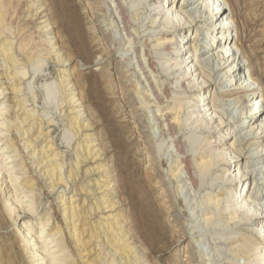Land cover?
I'll return each mask as SVG.
<instances>
[{
  "label": "rangeland",
  "instance_id": "374dc122",
  "mask_svg": "<svg viewBox=\"0 0 264 264\" xmlns=\"http://www.w3.org/2000/svg\"><path fill=\"white\" fill-rule=\"evenodd\" d=\"M126 1L140 14L131 24L149 42L166 99L139 92L133 74L111 54H94L98 0H0V264H263L264 211L249 208L245 196L264 197V180L248 172L263 166L253 153L264 148L257 140L236 142L233 125L247 122L244 132L260 134L250 122L258 108L246 107L264 98V0H232L233 14L222 6L235 23L236 46L244 49L237 66L258 83L255 94L242 90L235 121L227 108H217L216 116L188 108L203 96L218 107L230 104L219 87L237 79L233 60L221 86L214 85L213 61L195 66L210 83L201 91L198 74L180 77L182 87L176 83L165 67L169 56L156 47L176 42L174 54L185 46L182 58H173L186 59L182 73L193 69L187 59L194 52L201 57L213 44L219 52L215 14L202 8L208 0L173 3L176 11L194 4L200 30L152 25L148 1L165 0ZM125 47L113 43L119 60ZM212 60L223 63L217 55ZM171 137H181L182 146L169 160ZM177 157L201 164L192 166L198 191L188 198L173 180ZM234 193L243 196L231 199Z\"/></svg>",
  "mask_w": 264,
  "mask_h": 264
},
{
  "label": "bare ground",
  "instance_id": "6f19581e",
  "mask_svg": "<svg viewBox=\"0 0 264 264\" xmlns=\"http://www.w3.org/2000/svg\"><path fill=\"white\" fill-rule=\"evenodd\" d=\"M98 1L99 2L96 5H94V10H95L94 11L95 13L94 14V25H95V30L98 34L97 36L98 40L94 38V54L96 53L97 55H100V56L105 55V52L108 54H111L113 58H115V61H117L122 66L123 71L126 74L128 73L133 74L134 80L136 81L134 82L136 83L135 87L137 88V90H140L139 92L141 93L144 92L145 94H147L146 92L149 89L151 94H147V95H150V98L151 96L154 95L153 98L154 99L156 98L157 101L159 100V98L161 99V96H163V98L165 97L166 99V96L168 95L167 86L165 83L161 82L162 78L157 76V67L155 66L152 60V57L150 55V52H149V49H150L149 42L144 37L143 38L141 37L139 39V32L136 26L131 24V21H133L134 23L139 21L140 14L131 12L130 7L128 6V3L126 0H98ZM175 1L176 0H171L169 3V0H165L163 3L155 2L153 4H150L148 1L146 8H145L147 19L152 21V25H156L159 23V25L162 26L163 24H165L167 27H169V29H177L184 24H186L187 26L186 28H196L197 27L198 30L202 29L201 26L199 27L200 22L196 24L194 23V21L200 17V12L198 9H196L195 10L196 12L193 13L195 5L193 4L187 7H180L179 11H176L175 5L173 4ZM221 2L223 3L221 4ZM222 6H227L228 9L231 10L232 14L235 11V4L233 3L232 0H208L205 3V5L202 6V8L205 7V9H207L206 10L207 15H210V13L215 14V17L212 18V22L215 21V24L217 25L216 28L219 33L214 34L212 39L217 41V43L219 44L220 51L217 53L216 52L214 53V50H217V48H215L213 44L211 45L210 51L204 53L203 55H201V57H198L196 55V52H194L193 55L191 56L194 58L190 59L191 57H189L187 59V60H191L190 62H194V64L192 65L194 70L192 69L190 72L186 71L182 73L183 65L184 63H186L185 61L186 59H183V60L177 59L178 57L179 58L181 57L179 55L181 53L180 51L182 48L184 51H187V48L183 46L182 44L177 45V48H179V50L176 49L175 50L176 53L174 54L170 52V48L172 46L175 47L176 42L171 41L167 44H156V47L163 49L164 52L167 53V56H169V59L168 60L166 59L167 66L165 67H167L166 68L167 70H172L171 71L172 73H170L169 76H174V81H176V83H180L182 87L184 86V83H182V81L181 82L179 81L180 77L183 79V81L184 80L189 81L193 75L198 74L199 76L198 80L200 79L202 80V82L200 83L202 84L201 91H202V88L203 90L208 89L210 83L207 80V76L205 75L203 67L200 66L199 69H195V66H197L200 62L206 64V66H209L210 65L209 63L213 61V69L215 70V76H216L214 85L221 86L222 85L221 82L224 79V76L222 74L223 68L226 63L233 60L234 66L236 67L231 70V74L232 75L237 74V79L234 81V83H230V85L226 86L225 88L219 87V90H221L222 92V96L225 98H229L227 102H230V104H228L227 106L218 107V106H215L210 101H208V99H206L205 96H203V99H205L204 102L201 101L197 105L193 103L188 108H194L196 110L199 109V114H202V112H206V111L207 112L213 111L211 115L214 114L215 116L217 115V112H218L217 108H222V109L227 108L225 111L230 115L231 120L235 121L236 118L238 117V110H236L237 108L236 102L241 97L240 94L242 90H246L247 92L254 93V89H255L254 86L258 85V83L255 80H252L250 76H248V78L246 79L245 77L243 78L242 67L237 66V61H236L237 56L239 55V53L243 55L244 49L241 46H236V43L234 42V36H233V33L236 30H232V27H231V25L232 24L235 25V23L232 22L233 21L232 17L226 14V10ZM201 18L202 19L206 18L204 13L201 16ZM115 41H119L121 44H124L127 47V48L126 47L123 48L124 49L123 51H125L124 52L125 54L123 53L124 56L120 57V60L116 58L115 55L113 54L114 52L113 43ZM137 45H138V48H137ZM216 55L217 57L219 56V59L221 60V62H223L222 64L221 63L217 64L215 60H212L213 57H215ZM174 56H176L177 58L173 59ZM185 57H186V54H185ZM174 60L175 62L172 63ZM176 75H180V76H176ZM105 89H109V87L105 86ZM232 97L233 98L235 97V99H232ZM261 103H264V98L255 97L254 99H251V101L247 103V107H246L247 109L258 108V115L255 114V117L250 122L252 121L255 122V126L253 127H257V130H259V133H260L259 136L257 135V138L250 137V132L252 131L246 133L244 132V129H243V125H245V123L247 122H242L239 120L237 122V125L236 124L235 126L233 125V133H236L238 131L237 134L234 135L233 137L235 138L236 142L240 143L243 140H249V142L251 140H257L259 144L261 143L263 144V148H264V107L260 106ZM147 105L151 106V104H147ZM149 106L147 107L150 108ZM184 106L183 104L180 103L177 107L183 108ZM164 117L166 118V116ZM217 120L221 121L220 117H218ZM164 126H165L164 130L166 131V133L172 136V131L174 129L172 128L171 124H168L167 118H166ZM33 128H34V122L33 124H31V128L29 130H32ZM161 131L162 130H160V132ZM161 133H163V131ZM24 134L26 136V132H24ZM38 135L39 137H42L41 131L39 132ZM225 136L229 137L227 132H225ZM171 139H172L171 141L172 144H171L170 153H169L170 154L169 160H172V157L174 155H180V149L182 146L181 137H176V139L174 137H171ZM44 141H45V138H44ZM44 149L45 147L39 150V152H41L42 155H45L49 152V151H44ZM225 150H226L225 148H222L221 152H224ZM253 156H255V161L264 159V149L257 153H253ZM54 158H57V156L55 155ZM45 159H49V156H46ZM198 159L193 158V160H189V158H183V157L178 158L179 166L178 165L177 166L180 168L178 169V173L173 176V180H175L178 184L181 185L180 189L182 190V192H185V194L187 195V198L191 194H197L196 192L198 191L196 175L195 173L192 172L193 165L194 166L201 165V164H198ZM47 162L51 163L52 161L47 160ZM57 166H60V165H56V167ZM263 168H264V164L263 166L262 165L255 166V168L248 171L250 177L251 178L260 177L259 181L264 180V178H261L262 176H264ZM12 176H15V175L14 174L10 175V177ZM262 184L264 185V182ZM241 196L243 195L241 194L238 196L236 193H234L231 199L241 198ZM251 196H247V195L245 196L246 198L245 201L248 204L249 208H254L258 211L260 210L264 211V197L263 199H260L259 197H256V196L251 197ZM240 206L241 205H236V207L238 208ZM260 225H264V222H262ZM261 229L264 230V226ZM260 230H257V231L259 232ZM23 234L24 235L22 237V240L25 241L26 236H25V233ZM25 243H28L29 245L28 241H25Z\"/></svg>",
  "mask_w": 264,
  "mask_h": 264
}]
</instances>
